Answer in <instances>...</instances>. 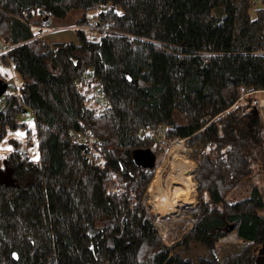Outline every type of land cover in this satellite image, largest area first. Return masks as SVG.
<instances>
[{
	"label": "trees",
	"instance_id": "16d2710c",
	"mask_svg": "<svg viewBox=\"0 0 264 264\" xmlns=\"http://www.w3.org/2000/svg\"><path fill=\"white\" fill-rule=\"evenodd\" d=\"M254 3L0 0V66L16 77L0 97V142L30 132L28 115L35 135L11 138L3 160L0 264H264L253 178L264 170V0ZM72 9L83 12L76 26L94 27L38 37ZM182 140L197 203L167 243L145 204L155 166L135 165L132 151L157 159ZM230 225L244 242L220 259ZM191 242L210 253L183 250Z\"/></svg>",
	"mask_w": 264,
	"mask_h": 264
},
{
	"label": "rangeland",
	"instance_id": "374dc122",
	"mask_svg": "<svg viewBox=\"0 0 264 264\" xmlns=\"http://www.w3.org/2000/svg\"><path fill=\"white\" fill-rule=\"evenodd\" d=\"M254 5L252 6V9L258 5V0H254ZM253 13V12H252ZM63 36H66L68 34L74 35V32L72 30H66L64 32H61ZM93 33V32H91ZM45 34H48L46 32ZM48 38H51L48 36ZM75 39V36H74ZM65 40H71L70 37H65ZM2 44L0 40V45ZM12 76L14 79L15 73L10 69L8 70L5 67L0 66V77L5 81L9 82L12 80ZM91 92L93 94H100L98 89H91ZM264 103L263 101H261ZM264 105L262 107L261 115H264ZM263 120V127H264V117L262 116ZM25 121L28 125V128L30 129V132H28V129L25 128H18L15 130H10L7 134V136L0 142V157H3V159H0V182L2 183H8L11 182V178L6 170L2 168L3 166V160L6 156V154L11 149L10 139L16 138L18 141L24 143L27 139V136H32V138H35V135H33L34 130V123L31 117L28 115L25 118ZM264 133V128H263ZM181 142L183 144H181ZM183 145L182 149H176L173 152H171V149L177 145V144ZM181 150V151H180ZM176 151V152H175ZM180 156L181 158L187 159L194 171L192 172V179L194 182V188L196 189V193L194 196V200L191 204H186L183 206H180L172 213H167L164 216H160L157 211V206L155 205L153 201L157 198L154 197V194L150 192L151 187H153L156 190V194L159 193V191L164 190L166 187V180L170 173H172V161H177V158L174 156ZM192 148L187 146L184 141H176L170 143L164 151H162L159 156L156 159L155 169H154V177L147 188V193L145 196V204L148 206L150 211L155 216V223L159 229V233L161 236L165 239L167 243L173 242L175 239L179 238L184 229L187 226V219L189 218L188 210L195 208V205L197 203V183L195 181V173L197 170V163L192 158ZM254 180L259 184V191L262 197L264 198V170L262 173L254 174L253 175ZM159 215V216H158ZM244 239L239 237L235 231L228 232L224 237L220 238L214 245L217 256L222 259L228 254H231L234 251H237L241 245L243 244ZM187 249L188 252L193 253L196 257L202 255H208L210 253L209 249L207 247H204L200 243L197 242H191L187 248L183 247V250Z\"/></svg>",
	"mask_w": 264,
	"mask_h": 264
},
{
	"label": "bare ground",
	"instance_id": "6f19581e",
	"mask_svg": "<svg viewBox=\"0 0 264 264\" xmlns=\"http://www.w3.org/2000/svg\"><path fill=\"white\" fill-rule=\"evenodd\" d=\"M181 144L183 143L181 142ZM181 144L175 145L171 149V152L176 149H182L183 145ZM174 157L177 158V161L171 162L173 169L172 173L167 177L164 190L156 194V190L153 187L150 189L154 197H157L153 202L156 203V209H158L157 213L160 216L172 213L180 206L191 204L196 193L191 176L194 171L191 163L180 156L176 155Z\"/></svg>",
	"mask_w": 264,
	"mask_h": 264
},
{
	"label": "crops",
	"instance_id": "0c3cea01",
	"mask_svg": "<svg viewBox=\"0 0 264 264\" xmlns=\"http://www.w3.org/2000/svg\"><path fill=\"white\" fill-rule=\"evenodd\" d=\"M83 12L79 9H72L68 12V14L64 18H57L53 17L49 21V25L52 28V31L48 34H45V31H41L38 34L39 38H43L48 42H59V41H67L65 40V37H70L72 41L74 39V35L68 34L66 36H63L61 32H64L66 30H72L74 27H76L77 21L81 18ZM38 20V19H37ZM50 36L51 38H48ZM3 46V44L0 45V48ZM260 100L264 102V91L259 92Z\"/></svg>",
	"mask_w": 264,
	"mask_h": 264
},
{
	"label": "water",
	"instance_id": "95a60500",
	"mask_svg": "<svg viewBox=\"0 0 264 264\" xmlns=\"http://www.w3.org/2000/svg\"><path fill=\"white\" fill-rule=\"evenodd\" d=\"M8 83L0 78V97L7 91ZM132 161L137 166L153 168L156 164V154L150 148H136L132 151ZM232 225L227 227L230 231Z\"/></svg>",
	"mask_w": 264,
	"mask_h": 264
},
{
	"label": "built area",
	"instance_id": "2783aa9c",
	"mask_svg": "<svg viewBox=\"0 0 264 264\" xmlns=\"http://www.w3.org/2000/svg\"><path fill=\"white\" fill-rule=\"evenodd\" d=\"M76 27H80V28L88 29V28H93V27H94V24L88 20L86 23L81 24V25H78V26H76ZM42 28H43V30H44L45 32H48V33L52 31V28L50 27V25H45V26H43ZM263 105H264V103H262L261 100H260L258 106H259V108H260L261 111H262V107H263ZM263 111H264V110H263ZM21 116L23 117L24 114H22ZM262 116L264 117V115H262ZM182 141H183V140H182Z\"/></svg>",
	"mask_w": 264,
	"mask_h": 264
},
{
	"label": "snow or ice",
	"instance_id": "6c2138e0",
	"mask_svg": "<svg viewBox=\"0 0 264 264\" xmlns=\"http://www.w3.org/2000/svg\"><path fill=\"white\" fill-rule=\"evenodd\" d=\"M38 158V157H37ZM0 159H3V157H0Z\"/></svg>",
	"mask_w": 264,
	"mask_h": 264
}]
</instances>
